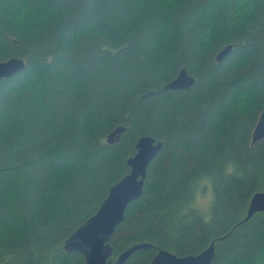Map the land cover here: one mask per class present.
<instances>
[{"label":"trees","instance_id":"1","mask_svg":"<svg viewBox=\"0 0 264 264\" xmlns=\"http://www.w3.org/2000/svg\"><path fill=\"white\" fill-rule=\"evenodd\" d=\"M24 2L0 0V61H25L0 78V263L84 264L65 240L149 135L162 147L110 237V260L136 244L150 246L122 264L213 242L211 264H264V211L244 220L264 192V139L250 144L264 109V0H248L240 23V0H27L49 18L42 32L17 20ZM181 67L194 84L164 89ZM117 125L120 141L105 143ZM208 185L205 216L196 198Z\"/></svg>","mask_w":264,"mask_h":264},{"label":"water","instance_id":"2","mask_svg":"<svg viewBox=\"0 0 264 264\" xmlns=\"http://www.w3.org/2000/svg\"><path fill=\"white\" fill-rule=\"evenodd\" d=\"M231 48V44L224 46L216 54V60L221 61L224 59ZM24 67L25 61L20 57L12 56L1 60L0 78L11 77L23 70ZM194 82L195 77L185 67H181L177 75L167 82L163 88L186 90ZM126 130V126L117 125L105 136V143H117ZM263 139L264 109L260 112L253 128L250 144L254 145ZM161 147L162 142L156 141L149 135H142L137 139L135 153L126 160L129 167L128 172L110 186L97 211L67 237L64 242V248L67 251L81 253L84 264H122L135 250L150 246L147 243L130 246L116 258L114 263L110 260L112 253L109 243L110 237L115 227L123 220L127 205L141 195L147 168L161 150ZM258 211H264V192H256L251 196L244 220H247ZM213 256L214 243L211 242L208 247L196 255L178 256L167 250H159L153 256L150 264H211Z\"/></svg>","mask_w":264,"mask_h":264},{"label":"clouds","instance_id":"3","mask_svg":"<svg viewBox=\"0 0 264 264\" xmlns=\"http://www.w3.org/2000/svg\"><path fill=\"white\" fill-rule=\"evenodd\" d=\"M51 4V0H43L41 3L42 8H47ZM247 5H248V0H240L239 5L237 6V11H236V18H235V23H240L244 19V13L247 11ZM31 17V18H30ZM47 16L43 17H35V15L32 13V10L30 9L27 0L23 4L20 5L19 11H18V16L17 20L20 23H25L29 25H34V31L36 32H42L44 28L47 26V21H48ZM37 88V95H39V85L36 86ZM234 165L232 162H228V164L224 168V174L225 175H230L234 171ZM212 177H206L202 181L204 184H209L211 182Z\"/></svg>","mask_w":264,"mask_h":264},{"label":"rangeland","instance_id":"4","mask_svg":"<svg viewBox=\"0 0 264 264\" xmlns=\"http://www.w3.org/2000/svg\"><path fill=\"white\" fill-rule=\"evenodd\" d=\"M209 187H206L202 192H199L197 194L196 198V205L198 208L201 210V212L206 216L208 212V207L210 205V202L212 200V194L210 190V185Z\"/></svg>","mask_w":264,"mask_h":264}]
</instances>
